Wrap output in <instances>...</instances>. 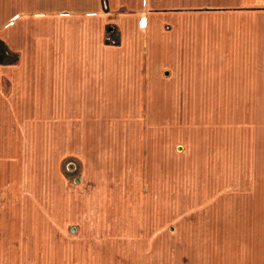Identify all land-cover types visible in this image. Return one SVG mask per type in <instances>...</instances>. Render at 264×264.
Wrapping results in <instances>:
<instances>
[{"label": "crops", "instance_id": "0c3cea01", "mask_svg": "<svg viewBox=\"0 0 264 264\" xmlns=\"http://www.w3.org/2000/svg\"><path fill=\"white\" fill-rule=\"evenodd\" d=\"M4 14H19L0 29L16 60L0 66L51 135L84 118L94 130L104 108L119 125L146 126L147 112L148 133L174 121L177 185L144 195L173 198L163 244L177 264H264V0H0ZM17 209L13 264H88L84 220L35 231Z\"/></svg>", "mask_w": 264, "mask_h": 264}, {"label": "rangeland", "instance_id": "374dc122", "mask_svg": "<svg viewBox=\"0 0 264 264\" xmlns=\"http://www.w3.org/2000/svg\"><path fill=\"white\" fill-rule=\"evenodd\" d=\"M18 16L0 15V29ZM107 40L118 43L113 33ZM3 72L9 76L4 80ZM11 82L12 74L0 66V264L14 263L17 205L34 216L35 231L66 230L68 223L78 228L84 220L96 232L86 239L95 251L86 253L88 264H177V253L163 244L178 216L173 198L163 202L144 195L147 188L163 193L164 186L177 185L174 121L164 120L163 135L148 133L147 112L146 126L135 119L119 125L121 115L104 108L94 113V130V122L84 118L68 137L51 135L46 110H28L34 108L30 93L14 94ZM31 257L26 264H45ZM51 260L68 264L60 255Z\"/></svg>", "mask_w": 264, "mask_h": 264}, {"label": "trees", "instance_id": "16d2710c", "mask_svg": "<svg viewBox=\"0 0 264 264\" xmlns=\"http://www.w3.org/2000/svg\"><path fill=\"white\" fill-rule=\"evenodd\" d=\"M15 57H12L7 49V47L4 45V43L0 42V63H14Z\"/></svg>", "mask_w": 264, "mask_h": 264}, {"label": "built area", "instance_id": "2783aa9c", "mask_svg": "<svg viewBox=\"0 0 264 264\" xmlns=\"http://www.w3.org/2000/svg\"><path fill=\"white\" fill-rule=\"evenodd\" d=\"M114 43H116V42H114Z\"/></svg>", "mask_w": 264, "mask_h": 264}]
</instances>
